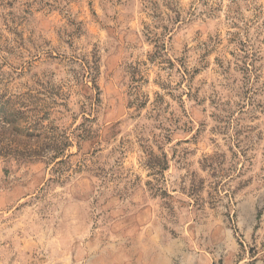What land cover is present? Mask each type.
I'll return each instance as SVG.
<instances>
[{"label": "rangeland", "instance_id": "obj_1", "mask_svg": "<svg viewBox=\"0 0 264 264\" xmlns=\"http://www.w3.org/2000/svg\"><path fill=\"white\" fill-rule=\"evenodd\" d=\"M0 264H264V0H0Z\"/></svg>", "mask_w": 264, "mask_h": 264}, {"label": "trees", "instance_id": "obj_2", "mask_svg": "<svg viewBox=\"0 0 264 264\" xmlns=\"http://www.w3.org/2000/svg\"><path fill=\"white\" fill-rule=\"evenodd\" d=\"M9 111H10L9 114L14 113V115H16L17 113H20L19 110H15V109H10ZM66 145L65 144H60L59 146L53 147V151H52L53 155H52V157H54V158L59 157L58 155L63 153L64 148H65ZM13 152H14V154H17V155H24V154H27V155H31V154L39 155L40 154L39 152H36V151H23L22 152V151L14 150Z\"/></svg>", "mask_w": 264, "mask_h": 264}]
</instances>
